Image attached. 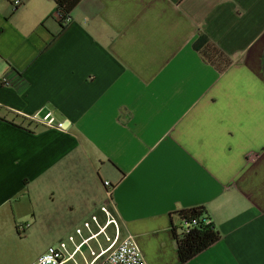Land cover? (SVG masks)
Wrapping results in <instances>:
<instances>
[{
    "label": "crops",
    "instance_id": "crops-1",
    "mask_svg": "<svg viewBox=\"0 0 264 264\" xmlns=\"http://www.w3.org/2000/svg\"><path fill=\"white\" fill-rule=\"evenodd\" d=\"M21 2L0 1V230L29 218L88 264L105 205L146 264H264V0H79L65 25ZM199 205L219 239L179 263Z\"/></svg>",
    "mask_w": 264,
    "mask_h": 264
},
{
    "label": "built area",
    "instance_id": "built-area-1",
    "mask_svg": "<svg viewBox=\"0 0 264 264\" xmlns=\"http://www.w3.org/2000/svg\"><path fill=\"white\" fill-rule=\"evenodd\" d=\"M1 2L10 3L14 8L19 6L22 2L21 0H0ZM57 15L61 20V23L65 25L70 20L69 13H63L57 9ZM38 122L42 123L45 126L49 127H57L62 128L63 121L57 120L51 112H46L42 117L38 118ZM102 185L104 186L105 193L107 195L108 200L110 201L112 198V192L114 185L108 181L103 180ZM100 210L103 211L107 219L105 224L102 226L99 225L98 219L96 216H91V221L99 228L97 232L91 233L90 236H95L98 234L100 230H104V228L108 224H113L115 228V236L113 238L107 237L105 235L106 240L109 242L106 247L101 249L97 254L91 251L93 258L88 264H146L138 245L131 235H126L124 237H118V225L112 214L110 213L108 207L105 205L100 206ZM209 221V220H208ZM207 221V222H208ZM190 224H197L196 219H192ZM84 226L89 229L90 222H84ZM188 228L185 227V232H187ZM77 233H80V229H76ZM104 232V231H103ZM105 234V233H104ZM69 239L72 240V236H69ZM87 238L84 240L86 241ZM64 255H66L64 257ZM73 252L67 253L65 248V243L60 242L57 245H51L46 248V250L38 255L32 262L29 264H64V262L72 258Z\"/></svg>",
    "mask_w": 264,
    "mask_h": 264
},
{
    "label": "trees",
    "instance_id": "trees-1",
    "mask_svg": "<svg viewBox=\"0 0 264 264\" xmlns=\"http://www.w3.org/2000/svg\"><path fill=\"white\" fill-rule=\"evenodd\" d=\"M54 2L56 8L65 14L70 13L79 0H54ZM59 21L61 24V20ZM195 49L204 61L213 65L218 71L223 70L229 63L223 52L206 38H199L195 43ZM180 216L188 230L181 234L174 232V239L178 261L184 263L216 242L220 235L201 205L181 210ZM192 219H196L197 224H190ZM15 227L17 229L18 226Z\"/></svg>",
    "mask_w": 264,
    "mask_h": 264
},
{
    "label": "rangeland",
    "instance_id": "rangeland-1",
    "mask_svg": "<svg viewBox=\"0 0 264 264\" xmlns=\"http://www.w3.org/2000/svg\"><path fill=\"white\" fill-rule=\"evenodd\" d=\"M29 218L16 220L17 229L0 230V264H29L48 246L57 245V237L49 235L45 226H30Z\"/></svg>",
    "mask_w": 264,
    "mask_h": 264
}]
</instances>
